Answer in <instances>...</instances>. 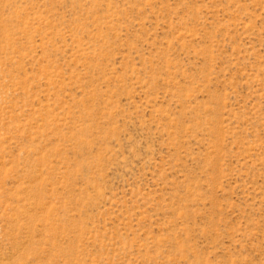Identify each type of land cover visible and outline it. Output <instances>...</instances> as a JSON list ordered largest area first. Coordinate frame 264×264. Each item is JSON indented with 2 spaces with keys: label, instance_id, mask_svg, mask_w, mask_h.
<instances>
[{
  "label": "rangeland",
  "instance_id": "rangeland-1",
  "mask_svg": "<svg viewBox=\"0 0 264 264\" xmlns=\"http://www.w3.org/2000/svg\"><path fill=\"white\" fill-rule=\"evenodd\" d=\"M0 264H264V0H0Z\"/></svg>",
  "mask_w": 264,
  "mask_h": 264
}]
</instances>
